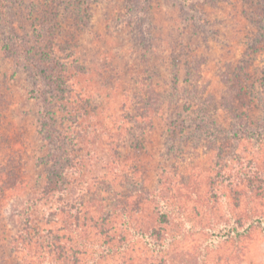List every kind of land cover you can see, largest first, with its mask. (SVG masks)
Here are the masks:
<instances>
[{
	"label": "rangeland",
	"instance_id": "1",
	"mask_svg": "<svg viewBox=\"0 0 264 264\" xmlns=\"http://www.w3.org/2000/svg\"><path fill=\"white\" fill-rule=\"evenodd\" d=\"M6 1L0 264H264V0Z\"/></svg>",
	"mask_w": 264,
	"mask_h": 264
},
{
	"label": "trees",
	"instance_id": "2",
	"mask_svg": "<svg viewBox=\"0 0 264 264\" xmlns=\"http://www.w3.org/2000/svg\"><path fill=\"white\" fill-rule=\"evenodd\" d=\"M8 13V4L6 0H0V16H7ZM37 66V65H36ZM39 71H41L40 67H37L36 73L40 75ZM41 78H42V71H41ZM48 78L50 76L47 75ZM40 79V78H39ZM38 93H39V103L43 112V115L45 116V120H43V129L44 132L46 133V138L50 139L53 143H55V131H58L55 128V118L53 115L50 114L49 107L47 106V99L45 98L47 91H46V81L44 78L39 80V88H38ZM248 133H253L254 131L248 130L247 128L242 129V132ZM260 136V134H258ZM49 137V138H48ZM231 231H229L230 233Z\"/></svg>",
	"mask_w": 264,
	"mask_h": 264
}]
</instances>
